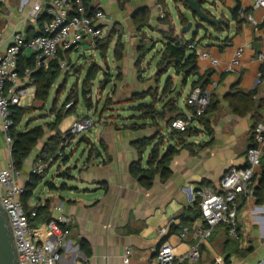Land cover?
I'll list each match as a JSON object with an SVG mask.
<instances>
[{"label": "crops", "instance_id": "1", "mask_svg": "<svg viewBox=\"0 0 264 264\" xmlns=\"http://www.w3.org/2000/svg\"><path fill=\"white\" fill-rule=\"evenodd\" d=\"M221 3L229 9L236 4L247 9L246 18L240 24L234 21L232 36L198 41L197 46L202 45L199 48L218 60L216 65H212L208 59L197 58V73L210 71V82L215 83L211 91V104L216 103V106L207 114L208 132L198 121L192 123L191 126L197 131L186 135L184 138L188 144L180 147L172 156L169 176L161 179L156 174L151 184L144 186L130 171L131 164L139 159L142 167L146 165L151 145L139 153L137 142L140 139L151 138L157 129H161V133L165 135L163 148L168 143H175L176 139L168 135L167 127L164 128L157 122L150 123L149 120L142 127H130L128 120L101 119L89 129L92 138L85 137L97 147L99 154L96 152L88 162H84V159L71 168L68 166L69 159L65 164L61 162L59 170L69 167L68 173L60 175L59 170L55 171L58 181L50 180L54 186L41 190L40 195H35V200L32 199L33 191V195L27 200L29 207L45 206V213L50 218L60 215L72 217L68 236L71 245L67 251L62 252L60 264H74L84 258L90 264H122L121 256L126 245L132 247V259L137 264H149L153 250L163 240L184 250L191 242L187 240L179 243L176 235L183 224L190 231L199 224V217H195V189L215 186L226 168L245 164V150L251 141L252 119L250 114L240 116L233 113L226 94L234 88L246 92L257 83L256 73L262 63L252 58V55L259 50L264 51V42L257 37L253 22L260 20L264 8H254L250 0H221ZM88 4L91 9L100 8L106 14L107 30L116 31L120 41V29L128 33V39L121 41V58L115 60L112 57L118 67L123 64L133 68L135 61L137 62L139 33L156 24L159 30L164 28L157 22L161 18L158 16L155 0H88ZM28 8V0H4L2 3L1 51L6 48L14 32H22L26 36L38 32L40 25L38 21L27 17ZM143 17L146 22L140 27L138 24ZM226 28L228 30L229 27ZM238 45L245 47L240 68L225 71L224 68ZM195 78L196 75L189 77L188 80L191 81L187 85L185 97ZM151 81L146 87L139 84L130 92L146 91L151 87ZM31 86L34 87L33 84ZM174 93L179 95L177 90ZM260 98H264V81L257 86L256 99ZM176 104L178 105L177 98ZM185 108L186 111L182 112L187 116L190 110L186 106ZM53 133L44 128V138L33 147L18 172L20 182H27L30 168L42 145ZM7 157L0 132L1 166L5 165ZM261 161L255 186L264 172V149ZM65 178L71 179V184L64 182L65 186L59 187L63 183L60 181ZM236 209L239 237L231 239L224 227L217 225L210 238L200 245L199 259L188 264H264V203H257L254 193L238 195ZM179 215L185 217L184 220ZM160 229H165L163 235H159ZM81 239L86 242L88 255L79 248L78 242ZM75 244L78 245L77 248Z\"/></svg>", "mask_w": 264, "mask_h": 264}, {"label": "built area", "instance_id": "2", "mask_svg": "<svg viewBox=\"0 0 264 264\" xmlns=\"http://www.w3.org/2000/svg\"><path fill=\"white\" fill-rule=\"evenodd\" d=\"M27 17L37 20L43 17L36 34L26 36L22 32H14L4 50H0V132L8 157L4 166L0 165V205L7 220L8 229L12 234L17 264H60L62 252L67 251L71 241L69 223L72 217L60 215L56 218L31 223L35 216V206L25 210L21 201L24 193V183L20 182L10 158L12 143L9 135L11 119L9 105H19L26 96H34L35 87L31 86L33 71L46 70L52 61L60 68L69 63L68 55L73 51L97 50V42L107 32L105 23L107 16L100 8L91 9L85 0H28ZM254 8H264V0H250ZM4 0H0V9ZM159 18L165 16L162 4L155 0ZM241 6L237 12L239 17H245ZM253 29L259 40L264 42V14L259 21L253 22ZM1 37V30H0ZM188 48L194 51L197 58L208 59L212 65L218 60L209 52L199 48L195 42H190ZM244 46L236 47L225 66V71H234L241 63ZM19 57H30L31 65L18 71ZM264 64V51L259 50L252 55ZM262 73L257 70L256 82H260ZM214 82L205 88L199 85L191 87L185 97V104L193 110L185 117H176L170 121L169 130L184 131L201 116L210 102ZM93 125L90 117H78L67 130L72 137L89 130ZM193 127V126H191ZM59 143L58 155L61 159L63 149L71 138H66L63 132ZM65 144L64 148L61 145ZM262 149H264V121H258L251 127V141L245 150L243 166H229L221 174L215 186L198 187L194 194L198 199L199 224L190 231L186 225H181L177 232L179 243L189 240L191 243L184 249L163 240L153 250L149 264H188L200 257V245L210 238L217 225L226 226V234L231 239L239 237L236 198L238 195H252L257 178V169L261 165ZM57 159V158H56ZM53 156L43 153L33 162L30 173H42L47 163L56 162ZM47 162H46V161ZM165 229L159 230L163 235ZM77 248L78 245L75 244ZM133 249L126 245L121 256L122 264H137L132 259ZM74 264H90L84 258Z\"/></svg>", "mask_w": 264, "mask_h": 264}, {"label": "trees", "instance_id": "3", "mask_svg": "<svg viewBox=\"0 0 264 264\" xmlns=\"http://www.w3.org/2000/svg\"><path fill=\"white\" fill-rule=\"evenodd\" d=\"M163 3V0H158ZM85 4L89 6L88 0H85ZM121 6V4H120ZM186 6V4H185ZM239 5L236 4L230 8V14L232 19L240 24L245 20V17L238 16ZM247 9H243L244 14ZM144 16V12L142 13ZM42 16L37 18L39 25L42 20ZM179 18L181 23L184 25L187 22L186 17L179 12ZM142 21L138 24L140 27L144 26L146 20L145 17L141 18ZM144 21V23H143ZM37 33V32H36ZM35 33V34H36ZM31 36V35H30ZM107 40V39H105ZM108 41V40H107ZM194 41V39H186L183 35L175 33H163L162 38V49L160 51V58L158 61V67L163 66V72L160 74L166 73L168 68H172L176 75H181L182 80L185 82L190 76L196 75V78L192 80L191 86L199 85L201 88H205L208 83H210V71L205 70L204 73H197V57L194 51L188 48V44ZM123 43L120 41L119 37L116 39V42L113 46V57L115 60H119L122 54ZM139 50V49H138ZM97 51L99 55L103 58L106 57L107 44L103 39L97 42ZM140 56V52H139ZM139 58V57H138ZM32 60L30 57H19L18 59V71L19 74H22V68L27 65H31ZM60 67L55 62L52 61L49 67L46 70L38 69L33 71L31 74L32 84L35 87L34 98L45 102L48 98L49 91L52 84L55 82L57 76L60 73ZM101 68L94 62H92L86 69L85 76L82 79V94L85 96L87 92H90L91 81L96 77L97 72ZM260 71L262 73L260 82L264 81V64L260 66ZM260 82L256 83L251 89L243 92L239 88H234L231 91L227 92L226 99L233 113L243 116L250 114L252 119V125L258 121H264V98L256 99L257 96V86ZM171 83V77L166 76L164 81V86L162 92L167 91V87ZM75 99V98H74ZM90 99L85 97V102L87 106L89 105ZM132 105L130 108L133 111L137 112L136 120L130 121V127H142L145 124L146 120H149L150 123H160L162 127H167L169 129L170 121L176 117H185V113L182 112V109L176 104V98L168 100L166 103L162 102L160 108L156 107V102L160 101L155 96V92L151 88L142 92H134L131 98ZM212 97L210 95V102L205 108L203 114L197 118V121L209 131V119L207 114L215 106L211 104ZM185 106L192 111L193 107L185 104ZM28 107L20 106L16 104L9 105V116L11 119V126L9 128V135L11 136L12 143L10 146V158L13 162L14 168L19 172L22 168L24 159L30 154L33 147L41 140L44 136V128L53 131L48 139L42 145L41 150L38 153L40 157L43 153L48 156H54L56 150L59 148V143L62 139L59 130V124L61 121L68 115L74 112V109L71 108V100L68 98L64 103V112L56 111L53 115V120L50 122H45L44 124H38L33 127L28 128L30 121H26L24 125L21 126V121ZM159 124V125H160ZM197 131L195 127L188 126L184 131H177L174 129L168 130V135L172 138H175L174 144H166L163 148L165 141V135L161 133V129H157L155 134L151 138H142L137 142V148L139 153H142L145 148L151 145L148 156L146 159L145 167L140 165V159L132 163L130 166V171L138 181L144 185L149 186L156 174L159 175L161 179H166L170 174L169 162L172 156L178 151L182 146H186L188 143L185 141V136L192 135ZM66 138H71L72 135L65 131ZM81 141H85L87 144L86 158L84 162H88L91 156H94L97 152L99 154L97 147H94L85 137H81ZM140 155V154H139ZM68 161V156L66 154L62 157V163L65 164ZM262 162V161H261ZM68 168L66 167L64 171L59 172L60 175H66ZM43 174L30 173L27 182L24 185V193L21 195V201L25 210L29 212L30 207L27 205V200L33 195V191L36 188L38 182H40ZM49 188H52L54 185L50 181L45 182ZM65 186L64 183L59 185V187ZM254 195L256 197V202L261 204L264 203V172H262L257 185L254 187ZM195 217H199V207L198 199L195 202ZM45 206L39 205L35 207V216L31 218V223L36 224L38 222L49 220L45 213ZM181 217V215H179ZM185 217H181L184 220ZM183 223H185L183 221ZM185 225V224H183ZM224 227L226 232V226L220 224ZM79 248L84 251L86 255L89 254V249L84 240H79Z\"/></svg>", "mask_w": 264, "mask_h": 264}, {"label": "rangeland", "instance_id": "4", "mask_svg": "<svg viewBox=\"0 0 264 264\" xmlns=\"http://www.w3.org/2000/svg\"><path fill=\"white\" fill-rule=\"evenodd\" d=\"M160 3L165 10V16L157 22L162 24L164 28L159 30L158 24H156L154 26H149V30L145 28L143 32L138 34L140 43L138 51L140 52V56L137 62L135 61L133 68H131L132 66L123 64L119 67L116 65V61L113 60L112 57L113 46L118 37V33L116 31L107 30L103 38V41L107 44L105 58L101 57L97 50L88 51L81 49L79 51H73L68 55L69 63L60 69V73L52 84L45 102L36 100L31 96H26L21 99L19 105L28 107L21 121V126L22 124L24 125L26 121H30L28 128L52 121L54 112H64V108L62 107L67 98L71 100V108L74 109V112L68 114L61 121L59 125L61 135L69 129L71 123L78 117L88 116L92 119L94 124L101 119L107 121L128 120L132 122L136 120L135 117L138 113L130 108L132 105L131 98L133 96L130 90L136 88L139 84L146 87L147 84H149L148 82L152 79L154 80L151 81L150 88L155 92L157 99L160 100L156 102V107L160 108L162 102H167L176 97L178 106L185 112L186 108L183 100L187 85L190 83L191 79L188 80L189 78H187L184 82L181 75H176L172 68H168L166 73L160 75L164 68L163 66L158 67V61L162 49L163 33L181 35L180 28L183 24L179 18V12L184 13L188 18H191V15L184 9V0H163V3ZM202 7L215 15L222 14L228 20L229 28L228 30L224 28L222 31H215L211 26L209 27L204 24L203 27L196 31V28L193 26L191 30L184 35L186 39L190 40L193 38V42L198 44L199 40L206 38L211 39L213 37H218L222 39L226 35H233L232 32L235 27L234 20L231 17L230 9L223 5L221 0H205ZM193 21L199 23L196 19H193ZM122 30L124 29H120L121 35L119 36H121V41H126L128 39V33L125 31L122 32ZM201 46L202 45L199 47ZM92 62L96 63L101 69L91 81L89 94L86 92L85 96H83L81 82L85 76L86 69ZM235 68L239 69L240 67L235 66ZM167 75L171 77V83L169 87H167V91L162 92ZM175 90H177L179 95L174 93ZM85 97L90 99L88 106L85 102ZM79 114L82 116H79ZM46 131L49 130L46 128ZM82 136L92 138L90 136V131L86 130L71 137V141L66 143L68 144L67 147L64 148L65 144L61 145V147L64 148V154L68 156V166L70 168L78 162L82 163L86 157L87 145L85 141L80 140ZM54 158H57L55 160L56 162L47 163L41 173L43 175L34 189L33 200H35V195H40L41 190L47 187L46 181H58L54 175L55 171H58L59 168L62 167V164H60L62 158L58 159V149L53 156V159ZM64 169L65 168L59 171L62 172ZM60 182H69L71 184V179L65 178Z\"/></svg>", "mask_w": 264, "mask_h": 264}, {"label": "water", "instance_id": "5", "mask_svg": "<svg viewBox=\"0 0 264 264\" xmlns=\"http://www.w3.org/2000/svg\"><path fill=\"white\" fill-rule=\"evenodd\" d=\"M205 0H184L185 10L191 15V18L185 16L187 22L181 26L180 34L185 35L194 26L197 29L205 25L211 26L215 31H222L228 26V20L222 14H213L202 7ZM196 19L199 23H195ZM68 173V172H67ZM0 264H17L13 239L8 229L7 220L0 205Z\"/></svg>", "mask_w": 264, "mask_h": 264}]
</instances>
